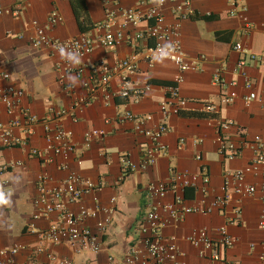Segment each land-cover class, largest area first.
I'll return each mask as SVG.
<instances>
[{
    "label": "crops",
    "instance_id": "obj_1",
    "mask_svg": "<svg viewBox=\"0 0 264 264\" xmlns=\"http://www.w3.org/2000/svg\"><path fill=\"white\" fill-rule=\"evenodd\" d=\"M85 3L91 21L97 26L105 20L107 11L134 7L137 0H85ZM15 4L21 5L17 16L11 12ZM0 7L2 67L9 72L11 83L23 89L21 104L40 118L48 116L52 109L68 108L84 96L82 79L86 78L91 66L99 61L112 65L140 53L145 44L142 40L135 43L125 40L112 47L97 44L83 58L87 69L83 77L78 78L66 68L59 52L49 46L30 45L35 23L58 39L79 34L96 38L101 30L94 26L80 32L68 0H0ZM172 7V3L162 6L164 25L176 22ZM232 9L229 0H192L190 16H211L209 19L189 17L179 21L183 52L197 69L180 71L168 60L148 62L139 54L138 70L129 76L133 86L146 87L138 98L120 96L121 74H115L107 93L95 96L76 113L75 121L70 115L62 117L64 127L71 133L72 151L53 156L51 161L31 156L32 147L44 149L42 123L34 126V133L26 145L7 147L0 143V189L9 199L7 206L0 207V244L19 248L11 264H27L33 249L40 245L33 231L44 229L56 220L53 214L33 218L32 198L39 173L48 176L49 185L58 184L69 172H75L82 181H90L94 186L71 208L77 212L79 206L97 207L96 217L84 222L93 230L96 222L108 220L97 252L80 250L75 245L43 243L48 251L70 259L74 264H110L109 256L122 260L130 247L139 250L142 257L144 246L139 229L145 212L154 201L170 203L173 198L169 191L165 197L156 199L150 196L148 186L168 181L172 171L198 175L202 165L208 169L210 180L204 191L200 177L196 187L184 189V206L206 209L212 206L216 196L223 194L224 172L242 168L253 159L254 137L264 141V56L259 62H248L243 67V75L235 70L240 53L232 47L235 42H240L247 52L264 55V0H237L234 9L238 13L230 15ZM54 10L61 19L48 27L47 17ZM244 18L251 22L249 31L243 28ZM144 28L146 23L142 22L137 27H129L128 34ZM217 71L225 85L213 83L212 76ZM245 78L251 82L250 89L245 87ZM173 88H176L175 94ZM229 91H234L236 96L232 102L223 103L221 97ZM249 91L255 92L256 98L246 104L244 97ZM180 100L184 101L180 106L183 115L174 112ZM161 106H164V112ZM126 111L151 115L147 127L160 123L168 127L161 137L164 151L146 168L140 166V155L148 140L135 131L133 122L118 121ZM196 112H214L216 117L191 115ZM16 117H19L16 108L8 114L5 105L0 103L1 121ZM223 121L232 124L219 131L218 125ZM92 130L102 134L92 135L86 141L85 135ZM222 137L241 146L239 156L223 159L218 152ZM199 154L201 160L196 159ZM126 162L131 167L123 173ZM262 181L260 172L245 176L244 184L257 187L251 195L236 192L231 182L227 203L209 212L186 213L174 218L168 210H160V216L166 220L160 228L161 236L164 240H174L181 264H259L264 252V230L259 226L264 209ZM221 226H225L233 237V245L219 249L215 258L200 255L199 248L189 242V236L204 229L216 240ZM44 256L45 252H42L40 258Z\"/></svg>",
    "mask_w": 264,
    "mask_h": 264
},
{
    "label": "built area",
    "instance_id": "obj_2",
    "mask_svg": "<svg viewBox=\"0 0 264 264\" xmlns=\"http://www.w3.org/2000/svg\"><path fill=\"white\" fill-rule=\"evenodd\" d=\"M233 9L230 15H236L238 12L234 9L237 0H229ZM192 0H163L159 4L157 0H137L134 7L121 8L118 11H107L106 18L95 26L101 33L93 38L85 34H79L69 39H58L50 36L46 28L35 23V30L29 38V43L33 47L49 46L59 52V48L64 47L66 50L78 51L81 63L74 65L70 61L63 59L66 68L72 71L78 78H82L86 72V66L82 62L83 58L89 55L93 48L98 44L103 47H112L120 44L125 40L135 43L138 40L145 42L142 53H134L131 56L118 60L114 64H108L99 61L88 70L85 79H82V87L85 91L83 97L75 100L68 108L52 109L46 117L40 118L33 114L28 107L21 104L24 96L23 89L16 87L11 83L10 74L2 67L0 58V103L5 105L8 114L13 108H16L19 117L11 118L7 122L0 120V143L7 147H19L26 145L34 133V126L42 123L44 126V149L32 147L29 154L39 159L51 161L53 156L65 155L66 152L72 151L73 146L70 141L71 133L67 130L61 119L65 115H70L72 120H76V113L80 112L83 107L89 104L98 94L107 93L111 79L115 74H121L120 96L129 98L131 96L139 97L145 88L133 86L130 80V74L138 70L139 54H142L146 61L151 62L157 57L161 60H168L175 64L180 71L197 69L194 62L185 56L181 42L179 40V21L188 19L190 16V5ZM166 3H172L171 9L176 22L164 25V14L162 6ZM21 10L20 4H15L11 8L14 16H17ZM2 9L0 7V14ZM60 16L54 10L47 17V26L53 27L59 20ZM145 22L146 28L128 34L129 27H137L140 23ZM251 22L244 18L243 28L246 31L251 30ZM174 46V50L168 48V45ZM233 49L240 53L235 70L244 75L243 67L248 62H259L263 59V54L247 52L240 42L232 45ZM163 51H168V56H162ZM215 84L225 85L222 75L219 71L212 76ZM245 87L251 88V82L245 78ZM174 94L176 88H173ZM236 93L229 91L223 94L221 101L230 103L235 98ZM108 97V94H106ZM256 98L253 91L244 97L246 104H249ZM178 106L174 108V112H178L184 101L180 100ZM164 112V106H161ZM151 120V115H138L131 111H126L119 116L118 121H131L134 123V129L142 136L147 138L141 149L140 166L146 168L154 163L156 156L164 151L161 143V137L168 131L165 123H160L154 127H147L146 122ZM230 121H223L218 125V130L229 127ZM18 131V132H16ZM101 131L92 130L85 135L86 141L92 135H100ZM184 140L181 138L180 143ZM254 157L244 167L232 171L224 172L223 194L216 196L212 201V206L208 208L188 207L183 205L184 189L187 186L196 187V181L200 177L203 188L209 183L210 177L208 169L205 165L200 167L199 174H188L185 172H171L168 181H160L150 184L148 192L154 198H163L167 192L173 193L170 203H161L154 201L149 205L140 223L141 241L144 246V255L140 257V252L134 247H130L122 260H117L114 256H109L110 264H181L179 260L180 252L173 239L164 240L160 233V228L166 223V220L160 216V210H168L170 216L177 218L186 213L209 212L213 208L223 207L228 200V187L231 182L235 185V191L244 195L254 194L257 187L252 184H244V178L247 174L261 173L263 181L261 183L262 200L264 203V141L256 136L254 137ZM218 152L223 159H233L240 155L241 146H237L227 138H221ZM196 159L201 160L200 154ZM130 164L126 162L123 167V173H126ZM94 185L90 181H82L81 177L75 172H69L68 176L56 185L48 184V176L39 173L36 178L35 195L32 198L35 211L33 218L41 216L56 215V220L51 221L44 229L34 230V234L40 242V245L33 249L31 256L27 260V264H74L67 258H61L56 253L48 251L44 248L43 243L52 245H71L77 246L80 250H89L97 252L101 246V239L106 230L108 220L96 222L95 230L85 225V221L95 218L98 208L88 209L79 206L76 212L71 208L72 205L79 202L82 195L90 190ZM259 226L264 230V209L259 220ZM219 237L213 240L209 237L206 230H196L189 236V242L199 248L200 255H206L209 258L218 256L219 249L222 247L230 248L233 243V237L227 232L225 226L218 229ZM264 248V240H263ZM18 246L4 247L0 244V264H11L13 257L18 253ZM42 252H45L44 258H40ZM259 264H264V252L260 257Z\"/></svg>",
    "mask_w": 264,
    "mask_h": 264
},
{
    "label": "trees",
    "instance_id": "obj_3",
    "mask_svg": "<svg viewBox=\"0 0 264 264\" xmlns=\"http://www.w3.org/2000/svg\"><path fill=\"white\" fill-rule=\"evenodd\" d=\"M71 10L73 12L74 18L77 22L78 28L80 32H86L93 28L95 25L91 21L90 16L88 14V10L86 7L85 0H68ZM190 18L192 16H189ZM192 18H202V19H209L211 18L210 15L207 16H194ZM184 111H182L181 108H179L178 113L183 115ZM191 115H194L196 117L200 118H215L216 114L214 112H196Z\"/></svg>",
    "mask_w": 264,
    "mask_h": 264
},
{
    "label": "clouds",
    "instance_id": "obj_4",
    "mask_svg": "<svg viewBox=\"0 0 264 264\" xmlns=\"http://www.w3.org/2000/svg\"><path fill=\"white\" fill-rule=\"evenodd\" d=\"M157 2L159 4H162L163 0H157ZM168 48L174 50V46L171 44L168 45ZM58 51L62 59H66L71 63H73L74 65H79L81 63V58L78 51L66 50L64 47L59 48ZM161 55L166 57L169 55V52L163 51ZM157 59H160V57H157ZM8 204H9V199L7 198L5 192L2 189H0V207L7 206Z\"/></svg>",
    "mask_w": 264,
    "mask_h": 264
}]
</instances>
